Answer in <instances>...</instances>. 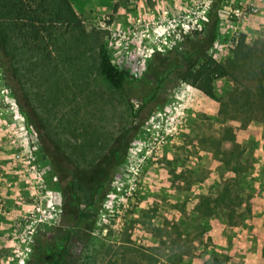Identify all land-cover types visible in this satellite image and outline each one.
Instances as JSON below:
<instances>
[{"label": "rangeland", "instance_id": "1", "mask_svg": "<svg viewBox=\"0 0 264 264\" xmlns=\"http://www.w3.org/2000/svg\"><path fill=\"white\" fill-rule=\"evenodd\" d=\"M239 1L70 0L84 29L129 73L119 90L92 68L81 83L68 76L53 105L41 76L26 79L25 98L0 67V264H26L43 249L59 258L87 251L96 261L107 249L118 256L119 240L156 264H233L214 250L221 226L241 222L264 187V0L235 24ZM211 9L216 33L206 49ZM241 35L247 59L235 48ZM79 51L95 63V45ZM202 52L228 72L212 96L181 80L186 61ZM59 153L80 169L108 160L100 186L72 178ZM224 186L230 213L195 210L200 196Z\"/></svg>", "mask_w": 264, "mask_h": 264}, {"label": "trees", "instance_id": "2", "mask_svg": "<svg viewBox=\"0 0 264 264\" xmlns=\"http://www.w3.org/2000/svg\"><path fill=\"white\" fill-rule=\"evenodd\" d=\"M216 22V10L211 9L204 27L206 49L210 47L215 37ZM90 44L96 46L94 64L84 62V51L73 53L75 47H88ZM235 48L244 59L252 56L245 51L242 52L248 49L243 35L237 41ZM254 58L258 59V65H261L262 56L254 53ZM186 62L181 80L209 96L213 94L214 80L228 75L227 70L205 52L200 55L193 54ZM261 63L263 68L264 59ZM0 67L6 73L5 77L10 79L6 81L7 85L15 83L16 90L25 98L28 97L26 79L41 76L37 79H45L41 85L49 84L46 87L50 92L48 103L53 105L59 102L62 95L64 96L63 87H67L68 76L77 77V82L81 83L82 80L87 79L89 71L94 68L110 87L117 90L122 89L129 78L126 70L119 69L112 63L105 46L99 43L97 32L84 29L70 0H0ZM50 128L52 127L46 125L44 133L50 141H53ZM54 145L57 149L61 147L58 141ZM45 152L47 156L53 154L48 150ZM80 152L82 155L79 157H82L83 151ZM65 158L70 165L66 166L70 169L68 173L72 178L83 182L82 184H92L94 189L100 186L103 180L101 163L91 164L89 169H80L73 155H67ZM236 162L239 165L240 162ZM243 170H245L243 166L237 169V171ZM67 184L71 188L72 179L68 180ZM233 200L229 189L224 186L214 196H200L195 210L203 216L230 213L233 209H230L229 205ZM127 243V241L119 240V255L111 257L107 249L99 257V262L95 261L94 256L87 251H77L74 254L68 250L67 254L59 258V255L49 256L47 250L43 249L42 254L38 251L33 252L26 264L157 263L151 260L150 253L141 252L137 247L126 245ZM106 254L110 256L103 261Z\"/></svg>", "mask_w": 264, "mask_h": 264}, {"label": "crops", "instance_id": "3", "mask_svg": "<svg viewBox=\"0 0 264 264\" xmlns=\"http://www.w3.org/2000/svg\"><path fill=\"white\" fill-rule=\"evenodd\" d=\"M247 206L248 213L236 226H221L223 242L214 250L233 264H264V187L254 190Z\"/></svg>", "mask_w": 264, "mask_h": 264}, {"label": "built area", "instance_id": "4", "mask_svg": "<svg viewBox=\"0 0 264 264\" xmlns=\"http://www.w3.org/2000/svg\"><path fill=\"white\" fill-rule=\"evenodd\" d=\"M246 10L249 12H256V4L255 0H241L231 10V14L234 19V23L238 24V22L241 20V18L245 17Z\"/></svg>", "mask_w": 264, "mask_h": 264}, {"label": "flooded vegetation", "instance_id": "5", "mask_svg": "<svg viewBox=\"0 0 264 264\" xmlns=\"http://www.w3.org/2000/svg\"><path fill=\"white\" fill-rule=\"evenodd\" d=\"M45 135V134H44ZM43 140V134H41V132L39 133V141H42ZM122 143H124L126 141V138L125 140L124 139H121ZM59 160L61 162V165H67V166H70L68 163H67V160L65 159L64 155L62 153H59ZM110 165V162L107 160L105 161V163L103 164L102 166V169H103V174L105 175L106 173V169L109 167ZM63 172V171H62Z\"/></svg>", "mask_w": 264, "mask_h": 264}]
</instances>
